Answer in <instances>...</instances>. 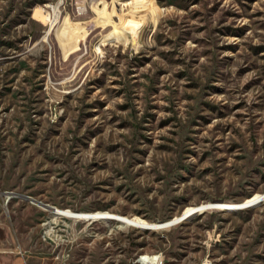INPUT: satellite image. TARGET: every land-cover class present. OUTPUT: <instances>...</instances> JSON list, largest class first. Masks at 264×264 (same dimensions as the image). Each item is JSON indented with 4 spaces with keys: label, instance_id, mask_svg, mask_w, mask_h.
<instances>
[{
    "label": "rangeland",
    "instance_id": "rangeland-1",
    "mask_svg": "<svg viewBox=\"0 0 264 264\" xmlns=\"http://www.w3.org/2000/svg\"><path fill=\"white\" fill-rule=\"evenodd\" d=\"M46 1L0 0V264H264V0Z\"/></svg>",
    "mask_w": 264,
    "mask_h": 264
},
{
    "label": "built area",
    "instance_id": "built-area-1",
    "mask_svg": "<svg viewBox=\"0 0 264 264\" xmlns=\"http://www.w3.org/2000/svg\"><path fill=\"white\" fill-rule=\"evenodd\" d=\"M57 5L58 3L56 2V0H48L45 3L42 4L41 9L44 12H52V17H54V15L57 14L58 10H57ZM12 194L11 191L8 190H3L0 191V196H4L3 200L6 201L8 199V195ZM148 264H161L162 263V257L160 255V253H155V260L152 261H146Z\"/></svg>",
    "mask_w": 264,
    "mask_h": 264
},
{
    "label": "water",
    "instance_id": "water-1",
    "mask_svg": "<svg viewBox=\"0 0 264 264\" xmlns=\"http://www.w3.org/2000/svg\"><path fill=\"white\" fill-rule=\"evenodd\" d=\"M23 196L29 198L30 201H34L35 203L39 204V205L42 206V207L49 208V209H50V208L54 209V206H53V205H49V204H47V203H45V202H41V201H39V200H35V199L31 198V197L28 196V195H23ZM259 199H260V198L254 200V201L240 202L239 204H237L236 207H237V208H241V206H248V205L255 204V203H257V202L259 201ZM228 209H230V208H228ZM191 212H192V211H190V212H188V213H185V214H182V215H180L178 218H179V219H182V218L188 216L189 214H191ZM146 228H147V227H146Z\"/></svg>",
    "mask_w": 264,
    "mask_h": 264
},
{
    "label": "bare ground",
    "instance_id": "bare-ground-1",
    "mask_svg": "<svg viewBox=\"0 0 264 264\" xmlns=\"http://www.w3.org/2000/svg\"><path fill=\"white\" fill-rule=\"evenodd\" d=\"M44 12V11H43ZM47 14H46V18L45 19H47L48 21H50V22H54L55 20H56V15H54V17H52V12H46ZM44 14H45V12H44ZM58 18V17H57ZM51 24V23H50ZM50 26H52V24L50 25ZM58 27V26H57ZM80 47V46H79ZM78 47V48H79ZM77 49V48H76ZM85 50V49H84ZM260 199H261V197H260ZM80 216H82V215H80ZM88 216H94V215H88ZM97 216H100V217H102V218H108L106 215H97ZM96 216V217H97ZM119 217H121V216H119ZM172 222H170V224H171Z\"/></svg>",
    "mask_w": 264,
    "mask_h": 264
}]
</instances>
